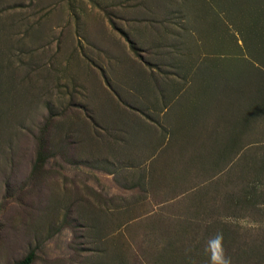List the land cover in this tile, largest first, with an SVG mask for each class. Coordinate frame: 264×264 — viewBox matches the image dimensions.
I'll return each instance as SVG.
<instances>
[{
  "label": "rangeland",
  "instance_id": "obj_1",
  "mask_svg": "<svg viewBox=\"0 0 264 264\" xmlns=\"http://www.w3.org/2000/svg\"><path fill=\"white\" fill-rule=\"evenodd\" d=\"M264 264V0H0V264Z\"/></svg>",
  "mask_w": 264,
  "mask_h": 264
},
{
  "label": "clouds",
  "instance_id": "obj_2",
  "mask_svg": "<svg viewBox=\"0 0 264 264\" xmlns=\"http://www.w3.org/2000/svg\"><path fill=\"white\" fill-rule=\"evenodd\" d=\"M204 252L208 257L207 264H233L231 256L226 253L224 235L220 231L206 240Z\"/></svg>",
  "mask_w": 264,
  "mask_h": 264
},
{
  "label": "trees",
  "instance_id": "obj_3",
  "mask_svg": "<svg viewBox=\"0 0 264 264\" xmlns=\"http://www.w3.org/2000/svg\"><path fill=\"white\" fill-rule=\"evenodd\" d=\"M30 260L28 257H25L24 259L14 263V264H29Z\"/></svg>",
  "mask_w": 264,
  "mask_h": 264
}]
</instances>
